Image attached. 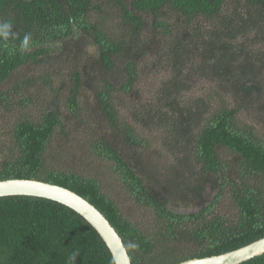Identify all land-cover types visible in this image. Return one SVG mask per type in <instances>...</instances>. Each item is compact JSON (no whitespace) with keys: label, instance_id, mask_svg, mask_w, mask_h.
<instances>
[{"label":"trees","instance_id":"trees-1","mask_svg":"<svg viewBox=\"0 0 264 264\" xmlns=\"http://www.w3.org/2000/svg\"><path fill=\"white\" fill-rule=\"evenodd\" d=\"M0 20L15 33L0 38V181L75 192L125 247L139 244L126 248L132 264H179L264 237V139L240 116L252 106L258 114L250 116L264 122V0H0ZM25 35L30 48L21 52ZM70 49L87 60L72 63L66 82L56 59ZM147 56L170 77L153 105L132 108ZM192 80L217 90L201 98ZM37 83L42 92L33 90ZM73 123L83 127L72 133ZM154 132L162 134L161 150L145 135ZM104 165L140 215L126 216L106 191ZM112 261L72 209L37 197L0 198V264ZM241 264H264V254Z\"/></svg>","mask_w":264,"mask_h":264},{"label":"rangeland","instance_id":"rangeland-1","mask_svg":"<svg viewBox=\"0 0 264 264\" xmlns=\"http://www.w3.org/2000/svg\"><path fill=\"white\" fill-rule=\"evenodd\" d=\"M106 10V9H105ZM115 12H112L111 17L112 16H116L117 15V10H114ZM116 18V17H115ZM114 17L111 18L110 22H115L116 19ZM174 18L176 19V17L174 16ZM71 51L68 52L67 55L61 57V58H57L56 59V63L59 66L58 70H59V75L58 77L60 79H63L66 82L70 81V75H72V70L70 69V66L72 65V63H80L81 65H84V63H86L87 59H83L82 56H78L76 55L72 49H70ZM148 58L146 60L140 61L139 63V68H140V80H139V92L140 94L138 96H136L135 98H133V106L132 108H136L137 106H143L142 104L145 105H153L154 104V99L156 98L157 94H158V89L160 88V85L165 82L166 80L169 79L170 75L168 72L163 71L161 69V67L158 66L157 63V58L153 57V56H147ZM55 62V59L53 61L47 62L45 64H42L40 67L36 68V73H44L46 71H48L49 68V64ZM33 68H30L28 71L32 72ZM27 71V70H26ZM27 71V72H28ZM30 75H32V73H30ZM29 75V77H30ZM38 79V78H37ZM260 81L262 82L261 85L264 88V75L262 76V78L260 79ZM192 84H194V91L193 93L196 95H201V98L204 97V94L206 93H210L213 90H217V86L214 82H210V81H206V80H198L197 82L193 83V80L191 81V86ZM3 87L6 88L5 85H3ZM34 87L38 88V89H34L33 90H39V91H43V89H41L43 86L39 83H37ZM41 92L39 94L40 97V101H43V99L41 98ZM193 95V94H190ZM190 95L187 96V99H190ZM120 94L116 93V95L114 96V104H118L119 100H120ZM250 112L246 113V112H241L240 116L241 119L249 124L255 125L257 127V133L260 134V136L264 139V122H258L256 121L255 117L250 116L251 115V109H253L255 111L256 114H258V109L256 107L249 108ZM248 109V110H249ZM73 129H71L72 133L77 131V128H81L83 126H78L76 124L73 123ZM92 129V124H90L87 127V133H88V139L90 137V131ZM147 138L150 139L152 145L154 146V148L156 149H160V136H162V134L160 132H154V133H146L145 134ZM78 139V141H82L83 144H86L85 141V137L84 136H80L79 134L75 135ZM94 138H96L93 135ZM56 149H53V147L48 149L49 153H53L56 152ZM96 168H98L96 166ZM106 167L104 165V168L101 169V171L104 172H100V180L101 182L104 184V186L106 187V191H108L109 195L116 201V203L118 204V206L121 208V210L123 211V213L126 216H130V217H135L140 215L142 212L140 211V209L135 205V203H133L129 196L127 195L128 193L125 192V190L122 187L121 182H119L118 178L115 177L114 178H110L108 177V173H106ZM228 199V198H227ZM227 199L225 198V202L227 203V206L229 205V200L227 201Z\"/></svg>","mask_w":264,"mask_h":264},{"label":"water","instance_id":"water-1","mask_svg":"<svg viewBox=\"0 0 264 264\" xmlns=\"http://www.w3.org/2000/svg\"><path fill=\"white\" fill-rule=\"evenodd\" d=\"M30 196L62 204L82 216L104 240L115 264H132L130 256L117 231L106 217L91 203L64 187L31 179L0 181V198ZM264 254V237L239 249L179 264H241Z\"/></svg>","mask_w":264,"mask_h":264},{"label":"clouds","instance_id":"clouds-1","mask_svg":"<svg viewBox=\"0 0 264 264\" xmlns=\"http://www.w3.org/2000/svg\"><path fill=\"white\" fill-rule=\"evenodd\" d=\"M10 36H15V33L12 31V24L8 21L0 20V38H3L4 40H8ZM30 35H25L23 38V41L20 45V51L24 52L26 50H29L30 48ZM126 248L131 251H137L139 249V244L136 242L129 241L126 245ZM71 260H75L76 256H72L70 258ZM111 264H115V260L111 262Z\"/></svg>","mask_w":264,"mask_h":264}]
</instances>
